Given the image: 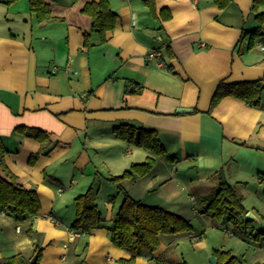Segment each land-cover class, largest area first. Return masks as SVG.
I'll return each mask as SVG.
<instances>
[{
  "label": "crops",
  "instance_id": "0c3cea01",
  "mask_svg": "<svg viewBox=\"0 0 264 264\" xmlns=\"http://www.w3.org/2000/svg\"><path fill=\"white\" fill-rule=\"evenodd\" d=\"M47 1L54 19L40 22L29 0H0V136L8 168L41 202L35 219L0 211V259L30 258L39 245L40 264H214L215 250H230L236 264H264L263 239L240 238L196 207L197 195L222 172L255 213L252 233L264 228V92L260 106L235 96L211 105L222 85L264 79V37L252 47L249 38L241 41L258 26L253 0H232L226 8L214 0H155V12L145 0H110L117 25L105 43L94 34L89 47L92 17L83 9L96 0ZM124 123L157 130L179 158L155 157L152 172L125 181L131 196L194 225L188 234L163 236L156 252L130 263L107 227L88 234L70 228L74 199L90 186L109 226L120 201L107 200L112 193L101 178L151 155L116 136ZM19 127L46 132L50 153L31 163L41 142ZM178 164L194 171L188 181L174 173ZM185 239L195 244L189 255Z\"/></svg>",
  "mask_w": 264,
  "mask_h": 264
},
{
  "label": "trees",
  "instance_id": "16d2710c",
  "mask_svg": "<svg viewBox=\"0 0 264 264\" xmlns=\"http://www.w3.org/2000/svg\"><path fill=\"white\" fill-rule=\"evenodd\" d=\"M16 0H8L9 3ZM232 0H214L220 8H226ZM30 9L36 14L38 21H51L54 19L50 4L47 0H29ZM145 4L152 12L156 11L155 0H145ZM110 0H96L87 3L83 11L92 17L90 31H86L84 45L93 44L92 38L96 34L100 42L107 41L108 31L113 30L118 21V13L111 9ZM252 12L258 21V26L251 31H244L242 40L249 38L250 47L256 39L264 37V0H253ZM171 15L169 14L168 17ZM264 92V79L241 81L220 86L212 98V107L226 96H235L249 101L254 106H260ZM18 131L24 136H32L41 142L40 150L31 157V163L42 155L50 153L52 142L48 134L41 129L19 127ZM119 139L128 144L140 147L151 155L146 161L135 162L123 173L118 175L103 176L106 183L116 186L117 192L110 194L107 200L119 206L114 213L109 226L105 223L103 211L98 202V190L90 186L84 193L78 194L74 199L76 217L71 229L77 233L88 234L99 227H107L112 242L130 253L131 258L123 262H133L138 256L152 255L156 252L163 236H180L194 230V225L189 219L159 204H148L145 201L131 196L125 186V181L136 176H146L152 172L156 160L161 157L168 162L175 163L178 157L170 153L160 139L155 129L137 128L124 123L114 129ZM9 149L0 136V211L21 218L35 219L41 210V202L37 191L25 187L17 176L10 171L5 157ZM217 184L207 193L197 195L196 207L201 214L209 216L216 224H228L233 233L240 238L252 237L255 241L264 240V230L252 233L253 220H246L248 212L244 205V195L240 189L230 183L222 172L215 176ZM28 234L33 235V226L28 229ZM43 249L36 245L34 255L37 260L32 263V257L26 258L15 254L0 259V264H40ZM230 250H215L217 264H236L238 257L231 254ZM161 262V258H157ZM174 264H188L182 260Z\"/></svg>",
  "mask_w": 264,
  "mask_h": 264
},
{
  "label": "rangeland",
  "instance_id": "374dc122",
  "mask_svg": "<svg viewBox=\"0 0 264 264\" xmlns=\"http://www.w3.org/2000/svg\"><path fill=\"white\" fill-rule=\"evenodd\" d=\"M125 149H128V147L126 146ZM141 152H144V153H145V151H143V150H141ZM127 156H128L127 158H128L129 160H130V158H133V156H132L131 154H128ZM133 159H134V158H133ZM178 165H179V164H178ZM187 166H188V165H186V164H181V165H179L178 171H175V172H174V173H176V174L179 176V178H183V179L185 180V182L188 181L190 175L194 174V173H193V172H194L193 170L185 169ZM188 168H189V167H188ZM106 188H109V191H111L110 193H112V194L117 192V189H116V186H115V185H112V184H108V183H107ZM183 192H184V191H183ZM107 193H109V192H107ZM184 194H186V196H187V195H188V192L185 191ZM250 199H251V197L248 198V201H250ZM98 202L102 204V200H101V198H100V200H98ZM248 203H249V202H248ZM252 213H253V212H252ZM253 214H255V213H253ZM194 223H195V222H194ZM222 225H223V224H222ZM224 226H225V227H228V228L230 229V226H228V225L225 224V223H224ZM261 230H264V228L261 229ZM257 231H258V230H257ZM257 231H255V232H257ZM255 232H254V233H255ZM184 235H185V234H184ZM223 235H224L226 238L229 237V234H227V233H223ZM231 238H232V237H231ZM184 241H185V242H183V243H184V245L186 246L187 251H188L187 253H188V255H189L190 253L194 252V249H192V248H194L195 244H194L193 241H190L189 239H185ZM211 257H212V256H210V261L212 262ZM216 258H217V257H215V259H216ZM174 263H176V262L174 261Z\"/></svg>",
  "mask_w": 264,
  "mask_h": 264
},
{
  "label": "water",
  "instance_id": "95a60500",
  "mask_svg": "<svg viewBox=\"0 0 264 264\" xmlns=\"http://www.w3.org/2000/svg\"><path fill=\"white\" fill-rule=\"evenodd\" d=\"M178 111L179 112H187V111H192V110H184L183 109V110H178ZM255 218L256 217H255V215L252 212H247V214H246V220H255ZM37 257H38L37 254L33 256L32 260H31V261H33L32 263H35L36 262ZM211 260H212V262L214 264L217 263L214 255L211 257Z\"/></svg>",
  "mask_w": 264,
  "mask_h": 264
},
{
  "label": "built area",
  "instance_id": "2783aa9c",
  "mask_svg": "<svg viewBox=\"0 0 264 264\" xmlns=\"http://www.w3.org/2000/svg\"><path fill=\"white\" fill-rule=\"evenodd\" d=\"M262 48H264V47H262ZM72 232H73L74 234H78L77 232H75V231H73V230H72ZM192 239H193V240H196V239H198V237H196V236H192Z\"/></svg>",
  "mask_w": 264,
  "mask_h": 264
}]
</instances>
